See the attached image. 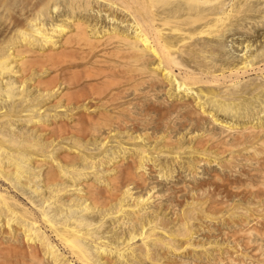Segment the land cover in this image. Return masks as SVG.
<instances>
[{
    "label": "rangeland",
    "instance_id": "374dc122",
    "mask_svg": "<svg viewBox=\"0 0 264 264\" xmlns=\"http://www.w3.org/2000/svg\"><path fill=\"white\" fill-rule=\"evenodd\" d=\"M208 1L209 2L207 3V5H205V9H204V7H202L203 3H202V5L200 3L199 7H197V6L195 7V4H193L191 6L190 3L187 5L193 7L192 9L196 8V10H195L196 12L199 9L201 11L205 10L204 13H207V12L210 13V11H211V13H213V15L215 17H216L218 9H220V10H218V12H225L226 13V15H225L226 20H224V21H226V22L223 23V25H225L224 26L225 28L221 29V27L217 28V26H214V28L211 29L213 31V33H211L212 31H210V33H209L210 35L209 34L201 35V36H198L199 38H197V36H194L192 38H195V39L194 40L192 39L193 41L191 39H189L188 42L186 39L185 46L187 44V46H188V47L186 46L187 48L184 46V42H185L184 41L183 44H181L183 46H181V50L179 49L180 51H177L176 49L173 50V52L174 51L176 52V53L175 52L173 53V57L174 58L177 57L176 61H177V65L179 66L178 67L176 64H173V66H172V68H173L172 72L174 73L173 77L176 75L174 79L181 81V79L183 80V77L185 75H187L186 76L187 80H188L187 83H189L190 84L189 86H191V90L188 91L189 93L183 92L181 90L176 91L177 88H176L173 81L170 82V80L164 78L162 76L161 72L158 73V71L155 72L152 70L154 64H150L149 62H147V63L145 62L146 63V65H145L144 62L142 61L141 66L139 65L140 67L139 66H138V68L133 67V69H134L133 71H132V69L128 70V72L130 71L129 73H133L132 75L128 74V78L129 77H131V78L126 79L127 78L126 75H125V77H126L125 78L123 76V74H122V77H123L122 78L120 76V74H118L119 76L117 78L119 80H117V78H115L116 77L115 76L114 77L115 80L112 79V82L111 83L109 82L111 91L114 90L113 92L110 91L109 84H107V87H108L106 89L107 91H105L104 89L100 91V92H103V94H101L102 96L99 95L100 97H98V98H99V100L102 99L104 101L107 99V102L106 103L104 102L106 105L103 104V106H102L101 104L103 102H101V100H100V102H98L99 101L98 98L96 99L98 101L88 100V102H87V100H85L86 103L80 102L78 104H77V102H75L73 100H71V102L66 103L65 100L62 99L63 100L62 102H64V103H62L61 106L57 107L56 105H54V103L52 105L53 107L44 105L47 109L41 108L40 110H38V108H36L37 110L35 111V113L32 114V116L31 115L25 116L27 113L26 111H24V112L21 111V113H20V111H18L19 109L16 108V113L17 114L20 113L21 115H19V116H25V119H23L24 117L18 116L19 119H18V117L17 118L15 117L19 121V122L17 121L16 124L14 125V127L16 126L15 127L16 132L17 131L18 132L17 133L12 132L13 133L12 134V133H10L11 131L8 132L7 129L6 130L3 129L5 131V135H4L6 137L5 139L8 138L7 137L8 135L11 136V134H12L13 136H15L17 134L16 137H18V139H21V140H16V141L21 142V141H24L26 139L25 141L28 140V142H24V143L21 142V143H18L16 146H18L20 144L25 145V143H29V141L30 140L32 141L33 139H31V137L27 138L28 136L24 137L25 135L23 133L24 132H26L25 134L31 133L32 130H33V134H35V136H36V132L40 131V132H37V135L41 133V136H42L43 133H45V135H43V136L46 137V139L43 136H42L43 139L41 136L35 137L36 139L34 138V140H37L39 138L38 140L40 141L38 144L35 143V144H37V146L34 147L36 149H34L33 147H31V148L29 147L31 141L29 144L25 145V148L28 147L27 149L33 148V150H36L35 153L37 154V156H35V153L33 152L32 153L34 155L33 157H36V159L40 160L38 163H33V162L30 163V164H32V167H33L32 168L30 166V168L33 169V170L31 169L32 171L31 170L29 171L30 175L33 174V172L36 170L34 172V177H35V179L36 178L37 179L35 180L34 178H32L33 175L30 177L32 179H34V181L36 183L38 182L37 184H34L33 181L31 184H30V182L29 183H25V182L21 183L23 185H21V184L18 185V184H15V182H13L14 186H15V187H13L12 185H10V183L6 182L5 179L3 180L2 178H0V192H2V193L4 192V194L6 196L9 195L8 197L12 196L11 198L15 201V203H17V202L21 203L22 206H19V204L17 203L19 206V210L18 209H16V210L21 211V208L23 206H25L26 207L25 209H27V207H28V211L34 213L35 216L40 218V209H42L40 206H42L44 209L51 207L54 210L47 209L48 213H50L48 215L51 216L50 218L53 219V221H54V218L57 220V221L56 220L54 221V222H57V224L55 223L56 226L58 224H61L62 223L61 221L66 220V218H68L67 222L70 220L69 218H71V220H70L71 222L72 221L75 222V217L78 221V219L82 216V214H83V216L86 215V218L87 217L91 218V215L93 214L92 216H94L93 217L94 221L91 220V223L93 222L92 224L95 225V226L92 225L93 226L92 228L95 229L94 232L96 231L95 233L97 234V236L98 235L103 236V238L101 240L105 241V243L103 242L102 244L108 245L109 246L108 248H112L110 250L112 252H114V253H110L109 257L100 255L99 260L101 259L102 261L107 262L105 264H132V263L133 264H156V263L157 264H202V263L203 264H209V263L210 264H215V263L216 264H222L221 261L222 262L225 261L228 256H229L228 257L229 259L233 260L232 264H264V0H220V2H218L219 7H217L218 6L217 3H216L217 5L215 4V2H217L218 0H216L215 2H211L213 0H208ZM223 1L226 3L222 4ZM173 3L169 4V5L171 7H173V6L175 7L178 4V3L176 4V2L174 4ZM220 3H221V5H220ZM239 3H241V4H239ZM210 4H211V6H210ZM234 4L236 5V7ZM187 5H186V8H190ZM215 5H216L217 9H216ZM238 5H241V6L237 7ZM232 6L235 7L236 10L233 9ZM209 7H210V9L213 8L214 11H212V9L211 10L208 9ZM60 8H62V5ZM224 8L226 11L224 10ZM232 9L234 10V12ZM95 11H96V8L94 9V13H95ZM195 11H194V13H196ZM91 13H93V12L91 11ZM214 13H216V14H214ZM98 18L99 19L101 18L100 20H102L103 18H105V16L104 17L99 16ZM230 18H231V20H230V23L228 25ZM107 20L108 19L102 20V23H103V24L101 23L102 27H103V25L104 26H106L107 24L109 25V26L107 25L106 28L103 27L104 29H108V27H111L110 22H113V21L108 22ZM106 21H107V24L105 23ZM115 23L119 24V21L118 22L115 21ZM124 24H121L122 26L120 24L119 25H120V27L127 25V24H125V25ZM187 25H185V26H187ZM190 26H191V24L189 26H187L185 29H187L189 27L188 31L193 32L194 30L201 29V27L203 26V23L202 22H199V23L196 22V25L192 24L193 27L191 26V28H190ZM128 27L125 26V29H127L130 33L132 30H131V28L128 29ZM218 29L219 30L221 29L223 31H219ZM186 32H187V30H186ZM221 32H223V33H221ZM214 33H216V34H214ZM220 33H221V35H220ZM212 34H214V35H212ZM215 35H217V36H215ZM201 39H202V41H201ZM189 41L191 44H189ZM209 43H211V44H209ZM193 44H195L197 47H195V45H193ZM201 45L203 47L205 45H206V47L208 46L210 50H206V51L202 52L201 50L205 49L206 47L203 48V47H201ZM212 47H215L216 49L212 48ZM211 48H212V50H211ZM183 49L185 51H183ZM191 50L193 52H191ZM213 50H214V52H213ZM195 51H196V53H195ZM182 53H183V56H182ZM200 53L202 54L201 56H200ZM207 53H208V55H206ZM210 53H211V55H210ZM195 54H196V56H195ZM203 55L204 56L206 55L207 57L206 56L204 57ZM189 56L193 57V59L198 58L199 60L198 59L193 60ZM189 59H191V60L189 61ZM201 59H203V60L201 61ZM195 61H196V63H195ZM202 62H204L205 65H204V63L202 65ZM246 62H249V63H246ZM197 63H199V65L200 64L201 65L199 66ZM245 63L247 66H248V64H252V65H249V67L246 68V70H244V71L242 70V71L237 72L234 76L233 75L229 76V74H227L229 72V70L239 68ZM185 64H186V66H185ZM143 65H145L144 66L145 68L143 67ZM150 67H152V68H150ZM129 68H131V67H129ZM146 69H150L147 71L148 72L150 71L149 73L151 75L146 71ZM221 69H223V70H221ZM143 70H145V71H143ZM187 70H189V72H187ZM78 71H80V70H78ZM186 72L190 75L194 74V77L190 76V78H189L188 74ZM81 73L83 74L84 72L82 71ZM154 73H156V74H154ZM222 73H223V76H226V78L222 79V76H221ZM134 74H136V75H134ZM152 74H154V76ZM81 75L79 73L78 76H81ZM138 75H141V76H138ZM236 75H238V76H236ZM148 76H150V77H148ZM152 76H153L155 81L153 80ZM191 77L195 78L196 81L197 80H202V81L201 82L200 81L194 82L191 79ZM217 77H218V79L220 78L219 81L216 80ZM149 78H151V79L149 80ZM157 78H159V79L157 80ZM160 78H162V80ZM213 78H214V81H217V82H214V84L212 83ZM10 79H14V77L13 78L11 77ZM206 79H208V80H206ZM7 80L8 79H6V78L3 79V81L1 82L3 86H1V88H5L4 83ZM163 80H164V82H163ZM11 81H13V80H11ZM116 81L118 84L116 83ZM120 81H121V83H120ZM192 81H193V83H192ZM207 81H209V82H207ZM160 82L163 84L160 85ZM13 83H16L15 87L17 85H19V87L22 89L23 84H20V82H18L17 79L14 80ZM57 83H58L59 89L56 86V87H54V89H52V91L48 90L45 92H47V93L51 92L52 93L53 90H56L55 88H57L59 91L63 90V89H61L63 87V85H61L60 82H57ZM157 83H159V84H157ZM205 83H206V85H205ZM171 84H172V86H171ZM173 84H174V86H173ZM195 84H197V85L195 86ZM224 84H226V85H224ZM156 85H157V87H156ZM32 86L33 85H30V87H29V85H28V89L30 88V90H31V88H32V92H30V93H32L33 95H36V93L40 92V89H38L36 87L34 88ZM192 87H193V89H192ZM207 87H209V88L207 89ZM121 88H122V90H120ZM108 89H109V91H108ZM33 90H35L36 92L35 91L33 92ZM118 91H120V93L122 91L123 93L120 94ZM175 91H176V93H175ZM54 92H53V94H54ZM97 92H99V91H97ZM154 92H156V93H154ZM41 93H43V92H41ZM113 93L114 94L117 93V97H116V99H114V101L112 99L115 98V95H114V97H112V99H110V97L108 96L109 94H112V96H113ZM212 93H214V94H212ZM190 94H192V95H190ZM216 95H217V97H216ZM17 97L15 98V101L17 100V102H19L18 101L19 99H17ZM118 97H119V99H118ZM209 97H210V100H209ZM3 98H5V97H0V104L2 102L1 106H2V108H3V106H5L3 108L5 110L9 107V103L11 102L10 104H12L14 100L8 101V99L4 100ZM211 99H214V101H212ZM50 100H52V99H50ZM221 100L223 101V103H221ZM3 101H5V102H3ZM218 101H220V103ZM17 102H14V103H17ZM53 102H56V101L54 100ZM183 102H185L187 104V106ZM199 102L201 103L200 107L202 106V108L198 107ZM49 103H50V105L52 104L51 101H49ZM107 103H108V105H107ZM226 103H227V105H226ZM220 104H221V107H220ZM110 105H111V107H110ZM190 106H192V107H190ZM223 106H225V107H223ZM195 107H197V108H195ZM238 107H240V108H238ZM3 109H2V111H3ZM199 109H200V111H199ZM222 109H223V112H222ZM45 110H47V111H45ZM227 110L229 111V113H226V112H228ZM234 110H236V111H234ZM46 112H47V117L45 116ZM43 113H45V114H43ZM101 113L104 114L105 116L104 115L101 116ZM192 113H193V115H192ZM201 113H203V114H201ZM40 114H41V116H40ZM48 114H49V117H48ZM88 115L89 116L91 115V116L89 117ZM92 115L94 116L95 121H93ZM30 116H31L32 120L39 121V123L38 122L34 123L36 127H34V125H32L33 123L32 124L28 123V122L25 123L26 117L30 118ZM12 117H14V116H12ZM87 118L89 121L87 120ZM104 118H105V120H104ZM42 121H43L45 126L47 125L45 127V130H43V131L40 130L41 128L39 129L40 125H38V126L36 125V124H40V123L42 124ZM248 121H249V123H248ZM93 122H95V123H93ZM63 124L65 125V128H64ZM60 125H62V126H60ZM227 126L233 127L236 130H232L234 132H232L228 129L225 130V128H227ZM51 127H53V128H51ZM55 127H56V129H55ZM35 128H37V129L35 130ZM46 128H48V132H47ZM53 129L55 131H52ZM57 129H59V131ZM227 130L230 132H228ZM237 130L239 132H237ZM243 130H246L245 132L248 131L249 133L246 134ZM250 130L252 132H250ZM253 130H254V132H253ZM34 131H35V133H34ZM61 131H63V132H61ZM255 132H256V134H255ZM50 133L51 134L53 133V134L50 135ZM251 133H253V134H252V136L249 137V135H251ZM236 134H238L239 136ZM128 136H130V138L132 137L131 140H133V141H129L128 139H130V138ZM227 137H228V139H226ZM237 137H239L241 139H238ZM22 138H23V140H22ZM242 139H243V141H242ZM34 140L32 141V143L36 142ZM164 140H165V142H164ZM225 140H227V141H225ZM48 141H51V142H49L50 144L48 143ZM75 142H77V143L75 144ZM237 142H239V144H237ZM47 143H48V145H47ZM156 144H159V146ZM195 145H197V146H195ZM16 146H14V148ZM44 146H46V147L44 148ZM120 146H122L121 147L122 151L120 149ZM182 146H184V147H182ZM18 147H16V149ZM20 147H24V146H20ZM20 147L17 150L23 151V148H20ZM229 147H231V149ZM39 148H41L42 152L39 151L40 150ZM42 148H44V149H42ZM141 148L142 149L145 148V150H146L145 151L146 152L145 153V159H142V161H141V163L143 162L142 164H140L139 158L137 156L138 151ZM156 148H158V150ZM222 148L224 149L223 152H222ZM125 149H126V151H124ZM37 151H38V153H37ZM62 152H64L63 155L68 154V156L70 157L71 160L68 161L69 157L67 158L66 155H65V157L60 156V155H62ZM59 153H60V155H59ZM98 154H100V155H98ZM213 156H214V158H213ZM77 157H78V161H77ZM228 157L230 160L228 159ZM62 158L63 159L65 158L67 160H63ZM132 158H134V159H132ZM83 159H84V161H83ZM85 159L87 161H85ZM101 160H102V162H100ZM91 161L93 163L94 162H97V163L93 164ZM73 163H74V165H73ZM136 163L138 166H136ZM35 165H36L37 169L34 168ZM39 165H40V167H39ZM114 165H116V166H114ZM122 165L123 166L125 165V167L122 168L121 167ZM127 165H129V166H127ZM48 166H49V168L51 167L50 168L51 170L53 168L54 171H52V172H55L54 176H55V174L57 176V174H59V172H60V175H58V176H60L59 178L62 180V182H63V180H65V181L63 184L61 181H59L60 179L57 180L58 178H55V180H57V181L54 180L55 183L50 182V181L47 183V181H45L43 184L48 185L50 183L49 186H50L51 190H52V188H51L52 185L54 187L55 184H56L57 188L59 187L60 184L61 185L63 184V186H67L70 189L69 190L67 188L69 190L68 192H70V193L67 192L68 195L66 193H64V194L67 195L68 197L64 196V199H62V198L59 199L60 197L58 198V196L53 194L54 193L53 191L49 190L46 187L44 188V185H42V182L45 179V171H46V169H47V171L49 169ZM117 167H119V168H117ZM67 168L69 170H67ZM70 168H71V170H70ZM127 168H130L128 170L129 172L126 171ZM141 168H142V170H141ZM259 168H260V170H259ZM39 169L42 170L41 171L42 173L40 172V174H39ZM43 169H44V171H43ZM50 169H49V171H50ZM94 169H96V170H94ZM124 169H125V171H124ZM136 169H138V170H136ZM64 170H66V171L64 172ZM73 170H75L76 172ZM121 170H123V171H121ZM131 170H132V174L130 173ZM37 171H38V173H36ZM69 171H70V173H69ZM94 171H95V173H94ZM63 172L69 173L68 174L69 178L67 177V175L64 176L62 174ZM80 172L83 174L82 177H81ZM118 172L120 173L118 178L116 177L117 179L114 178L116 180H114V179L110 180V178L115 177V175H118L119 174ZM91 173H93V174H91ZM125 173L131 174V175L127 176ZM133 173H135V174H133ZM142 173L144 176L142 175ZM41 174H42V176H41ZM77 174L79 176L78 177L79 179L82 178L81 180H79L77 178ZM124 174L127 177H131L129 179L133 180V178H134V180H136V182L140 178V181H138L137 183L136 182L133 183L134 180H133V182H129L128 181L129 179L126 178V176ZM260 174H261V176H260ZM72 175H74L77 178L76 180H79L78 184H77V181L74 180L76 182L75 187H74L75 184L72 180V178L74 179L75 177L74 176L72 177ZM61 176H62V178H61ZM95 176H96V178H95ZM122 176H123V178H122ZM132 176H134V177H132ZM63 177H65V179H63ZM38 179H40V180L38 181ZM111 181H114V182L117 181L116 187L119 186V188L117 187L115 189V186H114L115 191H113L111 188L112 183H113ZM51 183H53V184H51ZM83 183H84V185H83ZM89 183H91V184L93 183L94 185L93 184L91 185ZM29 184L31 185L32 188L30 187ZM113 184H115V183H113ZM37 185H39V187ZM82 185H83V187H82ZM85 185H88V186H85ZM107 185H109L111 187H108ZM56 186L54 188H56ZM89 186H90V188H89ZM101 186H103V187H101ZM106 186H107V188H106ZM201 186H203V187H201ZM37 187L39 189H37ZM72 187L76 188V190H78V192H76V190H74ZM18 188L20 190L22 189L21 192ZM99 188H101V189H99ZM206 188H207V190H206ZM32 189L33 190L37 189L38 191H43V196H44V194H46V196H47V194H53L54 196L51 195L52 197L56 196L55 198H58L59 200H64V202L67 204H70L72 202L71 200L75 201V198H76V203L79 202V200L82 201L83 199H85V200L87 199L86 203H88V202H89L88 204L91 203L90 206L92 205V203L96 202V200H94V199L92 201V198L97 197V194H98V196L100 194L99 197L102 198V199H100L101 201L98 200V197L96 198L100 203L102 201H104L105 203L109 202V203H106L108 205V207L104 202L100 204L101 207L97 204L98 207L103 208V209L105 208L104 210L100 209L102 211H105V213H108V212L113 213L116 210L117 204H115V203L116 202L118 203L123 198V196H121V195L122 194L124 195L123 192H125L127 189H130L132 196L134 195L133 198L138 199L139 197H141L139 199H143L145 204L143 203L144 207H143V204L136 206L133 199H125L124 203L128 204V205L127 204H125V205L128 206L126 208L129 211L124 213L122 216H121V214H120V216L119 215L116 216L117 213H113V214L111 213V215H109V217L107 215V216H105V218L104 217L101 218L102 215H100V213H102V211L101 212L97 211L98 213L96 211H94L95 213L94 212L91 214L89 213L90 215L84 214L85 212L78 210L79 206H77V208H75L76 205H78V203L75 206L72 205L73 211L71 209L72 207H70L71 211L68 207H66L67 210H65L64 207H63L64 210H61V209H59V207L56 208L53 204H51L52 206L47 205L48 206L47 207L46 206L47 202L44 201L45 205H43L44 204V203H42L43 200L42 201L39 200L41 196L38 195V197H37L36 195H34L35 193L32 191ZM72 189L75 191V193H72L73 192V191H71ZM92 189H94V191H96V194L94 193V191H92ZM97 189L99 190V193H98ZM117 189H118V191H116ZM88 190H89V192H88ZM109 190H110V192H109ZM100 191H101V193H100ZM103 191H104V194H103ZM105 191H106V193L109 192L108 197H107ZM91 192L93 193V195H90ZM22 193H23V195H22ZM24 193H25V195H24ZM87 193L90 195V198H87L89 196V195L87 196ZM112 193H114L113 197H112V195H110ZM148 194L152 198H149ZM63 195H61V197H63ZM46 196H44V198ZM92 196H94V197H92ZM65 197H66V199H65ZM80 197H82V198H80ZM103 197L104 198L106 197L107 199L105 198V200H108V201H105L103 199ZM14 198L17 199V201ZM77 198H78V201H77ZM146 198H148V201ZM52 199L53 198H51V200ZM51 200H50V202H51ZM111 200H113L114 203L111 202ZM99 202H97V203H99ZM52 203H53V201H52ZM113 205H114V208H113ZM130 205H132L133 208H129ZM134 206L137 208H134ZM39 207H40V209H39ZM141 207H143V208H141ZM33 209H34V211H33ZM130 209L134 210V211H130ZM142 209H144L145 211ZM55 210H57V211H55ZM45 211H46V209H45ZM47 211H46V213H47ZM59 211H61V213ZM63 211H64V213H62ZM158 211H160V212H158ZM58 212L61 215H59ZM133 212H134V214H133ZM136 212L137 213L140 212V213L137 214ZM135 214H137V215H135ZM95 215H96V217H95ZM138 216H139V218H138ZM63 217H65V219ZM61 218L64 220H62ZM82 218H85V217H82ZM89 218L87 220H90ZM133 218L138 219V220H134ZM160 218L162 220H160ZM113 219H115V220H113ZM140 219H141V221H140ZM163 219H165V220H163ZM58 221H59V223H58ZM98 221H100V222H98ZM119 221H120V223H119ZM148 221H149V223H152V224L154 221V224H156L155 226H157L158 228L160 226L161 228H159V229L163 228L164 232H161L160 235L157 233V235H156V237L158 238V239L156 238L157 240H154V241L148 240V242L143 244L138 239L139 235L137 232L139 231V233H140V231H141L140 223H143V226L145 227L144 230H146L147 226H145V225L148 223ZM150 221H152V222H150ZM40 222H41V223H39L40 227H42L41 231L43 230L50 237V240H52L53 244L57 245L58 249L66 257H69L68 258L69 260L72 259V258H70L67 251L65 249H62L63 247L61 246V244L59 242H57L54 235L51 234L52 230L51 229L49 230V226L47 225V223H44V221H40ZM102 222H104V223H102ZM122 222H123V224H122ZM134 223H136L137 225ZM98 224L99 225L101 224V225L97 226ZM179 224H181V225H179ZM183 224H185L186 227ZM44 225H46L47 227ZM102 225L106 226L107 229L104 228ZM167 225H169V226H167ZM60 226L61 225H59V228H60ZM1 227L3 228L4 226H0V232L3 233V235H5L4 233H6L9 230V228H8V230H6V228L4 227V230L2 229L3 231H1ZM11 228H12L11 232L13 233L15 227L11 226ZM242 228H243V230H245L247 228L250 229L249 230L250 231V233H249V237H250L249 245L250 246H248V248H247V246L245 247L244 240L241 236ZM99 230H101V232L103 234L101 232H98ZM11 232H10V234H11ZM185 232H188V233L190 232L188 235L189 236L191 235L188 242L185 241L184 237H182L185 235L184 234ZM130 233L134 234V236H135L133 241L131 240L129 242V245H131L130 247L131 248L133 247L132 251L129 249L128 250L125 249L128 246V244L125 245V242H127V240L125 238H127V236H129ZM162 233L163 234L165 233V234L163 235ZM174 233H175V235H173ZM6 235H7V233H6ZM136 235H138V236H136ZM160 236L162 237V239ZM159 239H160V241H158ZM164 239H165V241H164ZM169 239H171V240H169ZM107 241L109 243H107ZM156 241H158V242H156ZM171 241H172V244H171ZM19 242H21V241H19ZM19 242H18V244H19ZM149 242H152V243H149ZM164 242L167 244H165ZM159 243L163 244V246L160 245ZM252 244L254 246L256 245L257 247L256 246L254 247ZM19 245H22V242ZM153 245H154V247H153ZM190 247H191V249H189ZM134 248H135V250H134ZM143 248L145 250H143ZM114 249H116V250L119 249L123 253H127V251H128V253L130 251L131 252L129 253L130 255L128 253L123 254V256L125 258V260H124L122 258L123 256L119 257V255L115 252ZM257 249H259V250H257ZM147 250L148 251L151 250V251H149V253H147L146 252ZM256 250H257V252H256ZM135 251H137L138 254ZM143 253L144 254L147 253V254L144 255ZM140 254H142V255H140ZM149 254H151V255H149ZM130 256L131 257L133 256V258L130 259ZM136 256H138L139 258ZM219 259H220V261H219ZM130 260H131V262H130ZM136 260H137V262H136ZM48 261L49 260H47L46 263L44 261V264H48ZM119 261H121V263ZM49 263H50V261H49ZM73 263L78 264L74 260H73ZM50 264H52V263H50Z\"/></svg>",
    "mask_w": 264,
    "mask_h": 264
},
{
    "label": "bare ground",
    "instance_id": "6f19581e",
    "mask_svg": "<svg viewBox=\"0 0 264 264\" xmlns=\"http://www.w3.org/2000/svg\"><path fill=\"white\" fill-rule=\"evenodd\" d=\"M190 1V2H189ZM216 0H213L211 2H215ZM176 2V6L171 7L169 4ZM209 1L208 0H0V97H5L3 98L4 100L8 101H13L12 104L9 103V107L7 109H3L5 106H1L0 104V178H2L3 180L5 179L6 182L10 183V185L14 186L15 184L20 185L21 183L25 182V183H32V181L34 182V184H37L34 179V171L33 174L30 175V170L33 168L32 164L30 163H38L40 160L36 159V157H33L34 155L32 154L33 152L35 153L36 150H33V148L35 146H37V144L40 142L38 139L34 140L35 137H39L41 136V133L37 135V131L36 132V136L35 134H33V130L31 131V133H27L24 132L23 134L25 135L24 137L28 136L27 138L31 137V139H33L36 142L29 141L30 143V148L33 147L32 149H27L25 148L26 144L29 143H25L24 144H20L18 145L20 146H24V147H20L23 148V151H18L17 149L19 148L18 146H16L18 143L21 142H28L27 141H21L18 142L16 140H21L18 139L17 134L15 136H13V133H17L16 132V126L14 127V125L16 124V122L18 121L19 117H24L23 119H25V116H29L33 113H35V111L37 110L36 108H38V110H40L41 108H46L44 105L47 106H52L53 103L54 105H56L57 107L61 106L63 100H65V102H71V100L80 103V102H85V100H96L98 97H100L99 95L103 94V92H100L101 90H105L108 88L107 84H109V82H112V79L117 78L120 74V76L125 77L126 75V79H129L131 77L128 78V74H133V73H129L128 70L132 69V71L134 70L133 67H137L142 64V61L144 62V64L146 65L147 62H149L150 64H154L152 70L153 71H158V73L161 72L162 76L168 80L173 81L177 90H181L183 92H188L191 90V86H189L190 84L187 83V75H185L183 77V80L181 79V81H178L175 78V76L173 77L174 73L172 72L173 68V64L177 65V61L176 58L173 57V50H177L180 51L181 50V44H183L184 42V46L186 43V39L187 42L189 39H195L192 38L194 36H197V38H199L198 36L201 35H206L209 34L210 31H212L211 29L214 28V26H217V28L221 27V29L225 28L223 25V23H225L226 21V13L225 12H218L217 10V14L216 17L213 15V13L207 12L204 13L205 10L200 11L197 10V12L195 11L196 8L192 9L193 7H191L193 4H195V7H199V4L203 3L204 9H205V5H207ZM218 2H220V0H218L217 2H215V4ZM228 2V1H227ZM173 3V4H174ZM187 5V4H189ZM226 2L223 1L222 4H225ZM185 4V5H184ZM212 4V3H211ZM210 4V6H211ZM214 4V3H213ZM216 4V5H217ZM228 4V3H227ZM241 4V3H239ZM62 5V8H60ZM186 5L190 8H186ZM215 5V7H216ZM221 5V3H220ZM229 5V4H228ZM235 5V4H234ZM185 6V7H184ZM241 5H238L237 7H239ZM213 7V6H212ZM219 7V4L218 6ZM216 7V9H217ZM236 7V5H235ZM235 7L232 6L233 9H235ZM246 7V6H245ZM96 8V11L94 13V9ZM201 8V7H200ZM207 8V7H206ZM198 9V8H197ZM210 9V7L208 8ZM212 11L213 8H211ZM210 9V10H211ZM232 9V10H233ZM254 9V8H253ZM223 10V9H222ZM225 10V8H224ZM236 10V9H235ZM91 11L93 13H91ZM194 11L196 13H194ZM207 11V10H206ZM226 11V10H225ZM240 11V10H239ZM238 11V12H239ZM228 12V11H227ZM234 12V10H233ZM103 13V14H102ZM122 13V14H121ZM99 14V15H98ZM232 14V13H231ZM121 15V16H120ZM234 15V14H233ZM99 16H105L106 19H108L107 21H113L110 22L111 27H108V29H104L107 27V21L105 22L107 25L103 27L101 26L102 20H106L105 18H103L102 20H100L98 17ZM120 16V17H119ZM212 16V17H211ZM236 16V15H235ZM211 17V18H210ZM215 17V18H214ZM232 17V16H231ZM231 18L229 19L228 25L230 23ZM119 21V24H127L125 25L126 27H128V29L131 28V32L129 33V31L127 29H125V26L120 27L119 24L115 23ZM196 22H202L203 26L201 27V29L199 30H194L193 32H189L188 29H185L187 26H189L191 24L196 25ZM104 23V24H105ZM115 23V24H114ZM189 23V24H188ZM103 24V23H102ZM188 24V25H187ZM187 25V26H185ZM198 25V24H197ZM223 25V26H222ZM109 26V25H108ZM122 26V25H121ZM185 26V27H184ZM190 26V28H191ZM201 26V25H200ZM227 26V25H226ZM193 27V26H192ZM195 27V26H194ZM216 28V29H217ZM219 30V31H223V30ZM187 30V32H186ZM214 30V29H213ZM226 30V29H225ZM191 31V30H190ZM215 31V30H214ZM213 33V31L211 32ZM223 33V32H221ZM220 33V35H221ZM216 34V33H214ZM212 34V35H214ZM210 35V34H209ZM211 35V36H212ZM218 35V34H217ZM215 35V36H217ZM214 36V37H215ZM223 36V35H222ZM219 37V36H218ZM204 38V37H203ZM212 38V37H211ZM210 38V39H211ZM192 40V41H193ZM202 41V39H201ZM200 43V42H199ZM203 43V42H202ZM189 44L190 41H189ZM188 44V45H189ZM208 44V43H207ZM211 44V43H209ZM195 45V44H193ZM187 46V44H186ZM185 46V47H186ZM190 46V45H189ZM188 47V46H187ZM186 47V48H187ZM195 47H197L195 45ZM201 47H203L201 45ZM206 47V45L204 46ZM203 47V48H204ZM211 47V46H210ZM193 48V47H192ZM200 48V47H199ZM215 48V47H212ZM211 48V50H212ZM180 49V50H179ZM202 49V48H201ZM216 49V48H215ZM187 50V49H186ZM199 50V49H198ZM197 50V51H198ZM206 50H210L209 47L207 46L205 49H202L201 51L204 52ZM183 51H185L183 49ZM200 51V50H199ZM200 51V52H201ZM217 51V50H216ZM188 52V51H187ZM190 52V51H189ZM191 52H193L191 50ZM208 52V51H207ZM214 52V50H213ZM176 53V52H175ZM184 53V52H183ZM182 53V56H183ZM196 53V51H195ZM209 53V52H208ZM208 53L206 55H208ZM212 53V52H211ZM210 53V55H211ZM178 54V53H177ZM186 54V53H185ZM188 54V53H187ZM192 54V53H191ZM194 54V53H193ZM257 54V53H256ZM190 55V54H189ZM202 54L200 53V56ZM205 55V56H206ZM258 55V54H257ZM181 56V57H182ZM196 56V54H195ZM204 56V55H203ZM204 56V57H205ZM190 57V56H189ZM203 57V58H204ZM207 57V56H206ZM193 59V57H190ZM185 59V58H184ZM198 59V58H196ZM193 59V60H196ZM252 59V58H251ZM255 59V58H254ZM191 59H189L190 61ZM199 60V59H198ZM203 59H201L202 61ZM213 60V59H212ZM256 60V59H255ZM205 61V60H204ZM207 61V60H206ZM211 61V60H210ZM214 61V60H213ZM146 62V63H145ZM193 62V61H192ZM209 62V61H208ZM196 63V61H195ZM204 62H202L203 65ZM207 63V62H206ZM249 63V62H246ZM245 64H243L241 67L236 68V69H231L229 70V72L227 74H229V76H234L237 72L239 71H244L246 70V68L249 67V65L252 64H248V66ZM179 64V63H178ZM199 65V63H197ZM143 65V67L145 66ZM149 65V64H148ZM180 65V64H179ZM201 65V64H200ZM199 65V66H200ZM205 65V63H204ZM209 65V64H208ZM256 65V64H255ZM139 66V67H140ZM150 66V65H149ZM178 66V65H177ZM186 66V64H185ZM218 66V65H217ZM240 66V65H239ZM131 67V68H129ZM175 67V66H174ZM179 67V66H178ZM253 67V66H252ZM145 68V67H144ZM259 68V67H258ZM136 69V68H135ZM143 69V68H142ZM80 70V71H78ZM138 70V69H137ZM150 70V69H146ZM206 70V69H205ZM208 70V69H207ZM223 70V69H221ZM84 72L83 74L81 72ZM141 71V70H140ZM145 71V70H143ZM142 71V72H143ZM180 71V70H179ZM183 71V70H182ZM138 72V71H137ZM136 72V73H137ZM141 72V73H142ZM148 72V71H147ZM150 72V71H149ZM148 72V73H149ZM177 72V71H176ZM187 72H189V70H187ZM186 72V73H187ZM213 72V71H212ZM80 73L81 76H78ZM140 73V74H141ZM209 73V72H208ZM147 74V73H146ZM150 74V73H149ZM156 74V73H154ZM154 74H152L154 76ZM177 74V73H176ZM188 74V73H187ZM205 74V73H204ZM130 75V76H131ZM136 75V74H134ZM142 75V74H141ZM138 75V76H141ZM151 75V74H150ZM216 75V74H215ZM152 76V78H153ZM190 76L194 77L193 75L188 74V77L190 78ZM220 76V75H219ZM222 79L226 78V76H223V73L221 74ZM238 76V75H236ZM14 79H10V78ZM143 77V76H142ZM146 77V76H145ZM150 77V76H148ZM8 79L4 84H5V88H1L2 85V81L3 79ZM123 78V77H122ZM133 78V77H132ZM163 78V79H164ZM177 78V77H176ZM207 78V77H206ZM216 78V77H215ZM18 80V82H20V84L22 85V89L19 87V85H17L15 87L16 83H13L14 80ZM151 78H149L150 80ZM159 78H157L158 80ZM162 80V78H160ZM165 79V80H166ZM191 79L195 82L196 79L192 78ZM198 79V78H197ZM220 79V78H219ZM218 77L216 80H218ZM236 79V78H235ZM13 80V81H11ZM115 80V79H114ZM117 80H119L117 78ZM122 80V79H121ZM137 80V79H136ZM154 80V78H153ZM187 80V81H186ZM190 80V79H189ZM208 80V79H206ZM211 80V79H210ZM233 80V79H232ZM126 81V80H125ZM133 81V80H132ZM155 81V80H154ZM192 81V83H193ZM197 81H202V80H197ZM196 81V82H197ZM60 82L61 85H63V87L61 89V91H59L58 89V83ZM128 82V81H127ZM162 82V81H161ZM160 82V85L163 84ZM164 82V80H163ZM169 82V81H168ZM169 82V83H170ZM172 82V83H173ZM209 82V81H207ZM214 78L212 80V83L214 84ZM117 83V81H116ZM121 83V81H120ZM211 83V84H212ZM57 84V85H56ZM118 84V83H117ZM159 84V83H157ZM167 84V83H166ZM173 84V86H174ZM198 84V83H197ZM195 84V86L197 85ZM209 84V83H208ZM28 85L30 87V85H33L32 87H36L38 89H40L39 93H36V95H33L32 93V88L30 90V88L28 89ZM112 85V84H111ZM122 85V84H121ZM154 85V84H153ZM170 85V84H169ZM206 85V83H205ZM226 85V84H224ZM56 90H53V92L51 93H47L45 91L54 89V87ZM152 86V85H151ZM155 86V85H154ZM153 86V87H154ZM172 86V84H171ZM193 86V85H192ZM194 86V87H195ZM122 87V86H121ZM150 87V86H149ZM157 87V85H156ZM212 87V86H211ZM109 88H110V84H109ZM200 88V87H199ZM209 87H207L208 89ZM213 88V87H212ZM246 88V87H245ZM66 89V90H65ZM152 89V88H151ZM155 89V88H154ZM193 89V87H192ZM239 89V88H238ZM42 90V91H41ZM58 90V91H57ZM118 90V89H117ZM116 90V91H117ZM122 90V88L120 89ZM150 90V89H149ZM172 90V89H171ZM211 90V89H210ZM35 90H33L34 92ZM99 91V92H97ZM109 91V89H108ZM111 91V88H110ZM114 91V90H113ZM111 91V92H113ZM175 91V93H176ZM36 92V91H35ZM38 92V91H37ZM43 92V93H41ZM120 93V91H118ZM118 93V94H119ZM121 93H123L121 91ZM120 93V94H121ZM156 93V92H154ZM189 93V92H188ZM191 93V92H190ZM201 93V92H200ZM119 94V95H120ZM148 94V93H147ZM172 94V93H171ZM187 94V93H186ZM214 94V93H212ZM111 95V96H110ZM115 98L112 99V97ZM118 95V96H119ZM192 95V94H190ZM210 95V94H209ZM221 95V94H220ZM18 96V97H17ZM54 96V97H53ZM102 96V95H101ZM110 97V99H112L114 101V99H116L117 97V93H113L108 95ZM215 96V95H214ZM17 97V99H19L17 102V100L15 101V98ZM53 97V98H52ZM120 97V96H119ZM118 97V99H119ZM154 97V96H153ZM217 97V95H216ZM222 97V96H221ZM52 99V100H50ZM57 99V100H56ZM153 99V98H152ZM217 99V98H216ZM233 99V98H232ZM56 102H53V101ZM99 100V98H98ZM96 100V101H98ZM101 102H103L101 105L103 106V104H105L107 102V99L104 101L102 99H100ZM100 100L98 102H100ZM210 100V97H209ZM212 101H214V99H211ZM218 100V99H217ZM223 100V99H222ZM221 100V103H223V101ZM226 100V99H225ZM228 100V99H227ZM49 101L52 102V104L50 105ZM179 101V100H178ZM200 101V100H199ZM5 102V101H3ZM17 102V103H14ZM90 102V101H89ZM105 102V103H104ZM112 102V101H111ZM188 102V101H187ZM201 102V101H200ZM198 103V107H200L201 103ZM217 102V101H216ZM220 103V101H218ZM225 102V101H224ZM114 103V102H113ZM172 103V102H171ZM175 103V102H174ZM184 104H186L185 102H183ZM218 103V104H219ZM232 103V102H231ZM213 104V103H212ZM215 104V103H214ZM66 105V104H65ZM81 105V104H80ZM106 105V104H105ZM108 105V103H107ZM112 105V104H111ZM110 105V107H111ZM204 105V104H203ZM227 105V103H226ZM225 105V106H226ZM118 106V105H117ZM187 106V104H186ZM205 106V105H204ZM223 106V107H225ZM53 107V106H52ZM115 107V106H114ZM176 107V106H175ZM192 107V106H190ZM221 107V104H220ZM228 107V106H227ZM16 108H18L21 113L26 111V115L25 116H19L21 115L20 113L17 114L16 113ZM56 108V107H55ZM64 108V107H63ZM70 108V107H69ZM101 108V107H100ZM127 108V107H126ZM188 108V107H187ZM197 108V107H195ZM202 108V106L200 107ZM217 108V107H216ZM219 108V107H218ZM235 108V107H234ZM240 108V107H238ZM3 109V111H2ZM21 109V110H20ZM47 109V108H46ZM89 109V108H88ZM224 109V108H223ZM222 109V112H223ZM59 110V109H58ZM68 110V109H67ZM76 110V109H75ZM83 110V109H82ZM92 110V109H91ZM119 110V109H118ZM197 110V109H196ZM205 110V109H204ZM225 110V109H224ZM47 111V110H45ZM200 111V109H199ZM198 111V112H199ZM203 111V110H202ZM228 111V110H227ZM232 111V110H231ZM236 111V110H234ZM44 112V111H43ZM115 112V111H114ZM194 112V111H193ZM204 112V111H203ZM210 112V111H209ZM226 112V111H225ZM257 112V111H256ZM40 113V112H39ZM38 113V114H39ZM176 113V112H175ZM200 113V112H199ZM226 113H229L226 112ZM240 113V112H239ZM37 114V115H38ZM45 114V113H43ZM203 114V113H201ZM211 114V113H210ZM253 114V113H252ZM36 115V114H35ZM34 115V116H35ZM104 114L101 113V116H103ZM193 115V113H192ZM256 115V114H255ZM14 116V117H12ZM19 116V117H18ZM30 118L26 117V122L25 123H33L32 125L35 126L34 123H39V121H34ZM41 116V114H40ZM45 116L47 117V112L45 114ZM89 116V115H88ZM87 116V117H88ZM91 116V115H90ZM89 116V117H90ZM93 116V115H92ZM105 116V115H104ZM202 116V115H201ZM12 117V118H11ZM18 117V119L16 118ZM49 117V114H48ZM88 117V118H89ZM205 117V116H204ZM252 117V116H251ZM16 120H15V119ZM40 118V117H39ZM87 118V120H88ZM198 118V117H197ZM42 119V118H41ZM45 119V118H44ZM54 119V118H53ZM93 121L94 120V116H93ZM193 119V118H192ZM218 119V118H217ZM69 120V119H68ZM105 120V118H104ZM55 121V120H54ZM89 121V120H88ZM92 121V120H91ZM212 121V120H211ZM19 122V121H18ZM41 122V121H40ZM45 122V121H44ZM105 122V121H104ZM95 123V122H93ZM106 123V122H105ZM249 123V121H248ZM124 124V123H123ZM198 124V123H197ZM225 124V123H224ZM236 124V123H235ZM37 126L40 125L39 129L40 130H45V126L43 121L42 124H36ZM64 125V124H63ZM80 125V124H79ZM94 125V124H93ZM195 125V124H194ZM193 125V126H194ZM219 125V124H218ZM237 125V124H236ZM49 126V125H48ZM62 126V125H60ZM67 126V125H66ZM119 126V125H118ZM196 126V125H195ZM226 126V125H225ZM224 126V127H225ZM256 126V125H255ZM32 127V126H31ZM54 127V126H53ZM51 127V128H53ZM58 127V126H57ZM106 127V126H105ZM240 127V126H239ZM60 128V127H59ZM63 128V127H62ZM65 128V125H64ZM63 128V129H64ZM8 130L11 131L10 135H6L8 138L5 139L6 137L5 135V131L4 130ZM37 128H35L36 130ZM56 129V127H55ZM90 129V128H89ZM228 129L230 131L232 130H236L233 127H229L227 126V128H225V130ZM47 132H48V128H46ZM59 131V129H57ZM61 130V129H60ZM65 130V129H64ZM227 130V131H228ZM248 130V129H247ZM252 130V129H251ZM250 130V132H252ZM52 131H55L54 129ZM66 131V130H65ZM64 131V132H65ZM72 131V130H71ZM109 131V130H108ZM114 131V130H113ZM228 131V132H230ZM241 131V130H240ZM244 132L246 130H243ZM260 131V130H259ZM262 131V130H261ZM21 132V131H20ZM57 132V131H56ZM63 132V131H61ZM117 132V131H116ZM223 132V131H222ZM234 132V131H232ZM236 132V131H235ZM237 132H239L237 130ZM254 132V130H253ZM7 133V132H6ZM35 133V131H34ZM59 133V132H58ZM80 133V132H79ZM90 133V132H89ZM243 133V132H242ZM241 133V134H242ZM246 134H248L249 132H245ZM244 133V134H245ZM47 134V133H46ZM53 134V133H52ZM50 133V135H52ZM56 134V133H55ZM233 134V133H232ZM253 133H251L250 136H252ZM256 134V132H255ZM20 135V134H19ZM22 135V134H21ZM43 135H45V133H43ZM42 135V136H43ZM49 135V134H48ZM49 135V136H50ZM83 135V134H82ZM238 135V134H236ZM10 136V137H9ZM13 136V137H12ZM34 136V137H33ZM41 136V137H42ZM81 136V135H80ZM239 136V135H238ZM20 137V136H19ZM33 137V138H32ZM45 139L46 137L43 136ZM42 137V139H43ZM110 137V136H109ZM130 138V136H128ZM222 137V136H221ZM229 137V136H228ZM228 137L226 139H228ZM245 137V136H244ZM254 137V136H253ZM68 138V137H67ZM66 138V139H67ZM132 138V137H131ZM128 139L129 141H133ZM134 138V137H133ZM208 138V137H207ZM223 138V137H222ZM238 139H241L239 137H237ZM36 139V138H35ZM108 139V138H107ZM139 139V138H138ZM164 139V138H163ZM197 139V138H196ZM236 139V138H235ZM257 139V138H256ZM23 140V138H22ZM63 140V139H62ZM109 140V139H108ZM142 140V139H141ZM252 140V139H251ZM38 141V142H37ZM42 141V140H41ZM196 141V140H195ZM224 141V140H223ZM227 141V140H225ZM243 141V139H242ZM51 141H48V143ZM106 142V141H105ZM165 142V140H164ZM37 143V144H35ZM42 143V142H41ZM45 143V142H44ZM43 143V144H44ZM47 143V145H48ZM77 142H75L76 144ZM103 143V142H102ZM133 143V142H132ZM204 143V142H203ZM226 143V142H225ZM241 143V142H240ZM34 146H33V145ZM46 144V143H45ZM44 144V145H45ZM50 144V143H49ZM237 144H239V142H237ZM46 145V146H47ZM52 145V144H51ZM159 146V144H156ZM155 145V146H156ZM223 145V144H222ZM235 145V144H234ZM244 145V144H243ZM14 146L18 147L16 149V147L14 148ZM42 146V145H41ZM44 146V148L46 147ZM110 146V145H109ZM162 146V145H161ZM166 146V145H165ZM197 146V145H195ZM51 147V146H50ZM55 147V146H54ZM83 147V146H82ZM99 147V146H98ZM122 146H120L121 149ZM184 147V146H182ZM181 147V148H182ZM219 147V146H218ZM223 147V146H222ZM236 147V146H235ZM42 148V149H44ZM48 148V147H47ZM46 148V149H47ZM59 148V147H58ZM119 148V147H118ZM139 148V147H138ZM202 148V147H201ZM200 148V149H201ZM231 149V147H229ZM25 149V150H24ZM36 149V148H34ZM41 151V148H39ZM61 149V148H60ZM124 149V148H123ZM158 150V148H156ZM155 149V150H156ZM183 149V148H182ZM198 149V148H197ZM221 149V148H220ZM50 150V149H49ZM128 150V149H127ZM133 150V149H132ZM47 151V150H46ZM69 151V150H68ZM122 151V149H121ZM126 151V149L124 150ZM145 148L144 149H139L138 151V158H139V162L140 164L142 159H145ZM176 151V150H175ZM224 151V149L222 148V152ZM42 152V151H41ZM129 152V151H128ZM157 152V151H156ZM177 152V151H176ZM206 152V151H205ZM228 152V151H227ZM38 153V151H37ZM61 153V152H60ZM59 153V155H60ZM64 152H62V157H65L66 154L63 155ZM66 153V152H65ZM75 153V152H74ZM198 154V153H197ZM234 154V153H233ZM100 155V154H98ZM134 155V154H133ZM35 156H37V154L35 153ZM130 156V155H129ZM136 156V157H137ZM193 156V155H192ZM47 157V156H46ZM66 157L68 158V154L66 155ZM179 157V156H178ZM199 157V156H198ZM210 157V156H209ZM38 158V157H37ZM43 158V157H42ZM83 158V157H82ZM175 158V157H174ZM214 158V156H213ZM63 159V158H62ZM74 159V158H73ZM134 159V158H132ZM158 159V158H157ZM176 159V158H175ZM206 159V158H205ZM229 159V157H228ZM232 159V158H231ZM249 159V158H248ZM63 160H67V159H63ZM70 157L68 159V161H70ZM75 160V159H74ZM110 160V159H109ZM136 160V159H135ZM171 160V159H170ZM201 160V159H200ZM230 160V159H229ZM250 160V159H249ZM256 160V159H255ZM77 161H78V157H77ZM80 161V160H79ZM84 161V159H83ZM85 161H87L85 159ZM194 161V160H193ZM232 161V160H231ZM248 161V160H247ZM89 162V161H88ZM92 162V161H91ZM102 162V160L100 161ZM105 162V161H104ZM136 162V161H135ZM152 162V161H151ZM41 163V162H40ZM93 163V162H92ZM97 163V162H94ZM93 163V164H94ZM109 163V162H108ZM166 163V162H165ZM200 163V162H199ZM99 164V163H98ZM101 164V163H100ZM106 164V163H105ZM110 164V163H109ZM37 165V164H36ZM36 165L34 168H36ZM74 165V163H73ZM119 165V164H118ZM117 165V166H118ZM173 165V164H172ZM175 165V164H174ZM197 165V164H196ZM30 166L32 168H30ZM42 166V165H41ZM60 166V165H59ZM93 166V165H92ZM116 166V165H114ZM129 166V165H127ZM126 166V167H127ZM136 166L137 163H136ZM140 166V165H139ZM142 166V165H141ZM256 166V165H255ZM38 167V166H37ZM40 167V165H39ZM38 167V168H39ZM67 167V166H66ZM97 167V166H96ZM122 168L125 167V165L121 166ZM154 167V166H153ZM196 167V166H195ZM250 167V166H249ZM47 168V167H46ZM45 168V169H46ZM49 168V166H48ZM51 168V167H50ZM49 168V169H50ZM60 168V167H59ZM91 168V167H90ZM94 168V167H93ZM98 168V167H97ZM96 168V169H97ZM108 168V167H107ZM119 168V167H117ZM121 168V169H122ZM133 168V167H132ZM131 168V169H132ZM144 168V167H143ZM37 169V168H36ZM42 169V168H41ZM45 171V179L42 182V185H44L43 183L45 181H47V183L50 182H54L59 180L60 176V172L59 174H55L53 168L52 170L50 169V171ZM86 169V168H85ZM94 169V170H96ZM130 168H127L126 171H128ZM134 169V168H133ZM33 170V169H32ZM31 170V171H32ZM61 170V169H60ZM59 170V171H60ZM67 170H69L67 168ZM71 170V168H70ZM89 170V169H88ZM92 170V169H91ZM117 170V169H116ZM135 170V169H134ZM138 170V169H136ZM142 170V168H141ZM260 170V168H259ZM42 170L39 169V174ZM44 171V169H43ZM63 171V170H62ZM66 170H64L65 172ZM75 171V170H73ZM84 171V170H83ZM90 171V170H89ZM115 171V170H114ZM123 171V170H121ZM125 171V169H124ZM253 171V170H252ZM62 173L64 176L70 173ZM72 172V171H71ZM76 172V171H75ZM79 172V171H78ZM97 172V171H96ZM129 172V171H128ZM166 172V171H165ZM169 172V171H168ZM257 172V171H256ZM38 173V171L36 172ZM42 173V172H41ZM57 173V172H56ZM81 173V172H80ZM89 173V172H88ZM95 173V171H94ZM119 173V172H118ZM124 173V172H123ZM132 174V170L130 172ZM140 173V172H139ZM171 173V172H170ZM72 174V173H71ZM76 174V173H75ZM93 174V173H91ZM126 174V173H125ZM124 174V175H125ZM131 174H126L131 175ZM135 174V173H133ZM162 174V173H161ZM259 174V173H258ZM33 175V176H32ZM38 175V174H37ZM36 175V176H37ZM62 175V176H63ZM82 173H81V177H82ZM98 175V174H97ZM96 175V176H97ZM110 175V174H109ZM120 175V173L118 175H115V177L110 178V180H113L114 178H118V176ZM122 175V174H121ZM125 175V176H126ZM141 175V174H140ZM143 175V173H142ZM30 176H32V179ZM39 176V175H38ZM42 176V174H41ZM61 176V178H62ZM74 175H72L73 177ZM95 176V178H96ZM112 176V175H111ZM124 176V177H125ZM126 178H131V177H127ZM136 176V175H135ZM144 176V175H143ZM261 176V174H260ZM40 177V176H39ZM66 177V178H67ZM71 177V178H72ZM75 177V176H74ZM78 174H77V178H78ZM121 177V176H120ZM134 177V176H132ZM55 178H58L57 180H55ZM69 178V177H68ZM76 177L72 180L74 182V187L76 186V182L78 184V181L81 180L82 178H78ZM116 178V179H117ZM123 178V176H122ZM258 178V177H257ZM37 179V178H36ZM35 179V180H36ZM63 179H65V177H63ZM109 179V178H108ZM114 179V180H116ZM120 179V178H119ZM125 179V178H124ZM127 179V180H128ZM40 179H38L39 181ZM55 180V181H54ZM71 180V179H70ZM75 180V181H74ZM98 180V179H97ZM121 180V179H120ZM132 179H129V182H133ZM143 180V179H142ZM146 180V179H145ZM59 181L62 182V180L60 179ZM63 180V184H64ZM138 181H140V178L138 179ZM137 181V182H138ZM41 182V181H40ZM90 182V181H89ZM106 182V181H105ZM115 184L112 183V187L107 185L108 187H111L113 191L114 190V186L115 189L119 186L116 187V182L111 181ZM127 182V181H126ZM136 180H134L133 183H135ZM136 182V183H137ZM146 182V181H145ZM262 182V181H261ZM12 183V184H11ZM82 183V182H81ZM85 183V182H84ZM83 183V185H84ZM107 183V182H106ZM105 183V184H106ZM124 183V182H123ZM29 184V185H30ZM50 184V183H49ZM49 184H45L44 188H48L50 189ZM53 184V183H51ZM63 184L59 185V187L57 188L56 184V188L53 187L52 185V190L56 196H58L59 199H64V196H67V192L70 190L67 186H63ZM91 184V183H89ZM88 184V185H89ZM93 184V183H92ZM91 184V185H92ZM109 184V183H108ZM121 184V183H120ZM23 185V184H21ZM28 185V184H27ZM58 185V184H57ZM81 185V184H80ZM82 185V187H83ZM85 185V186H88ZM90 185V186H91ZM94 185V184H93ZM39 187V185H37ZM49 186V187H48ZM61 186V187H60ZM63 186V187H62ZM89 186V188H90ZM105 186V185H104ZM106 186V188H107ZM31 187V185H30ZM37 187V189H39ZM92 187V186H91ZM103 187V186H101ZM189 187V186H188ZM203 187V186H201ZM211 187V186H210ZM32 188V187H31ZM30 188V189H31ZM69 190H68V189ZM71 188V187H70ZM73 188V187H72ZM78 188V187H77ZM81 188V187H80ZM94 188V187H93ZM105 188V189H106ZM110 188V189H111ZM128 188V187H127ZM152 188V187H151ZM196 188V187H195ZM198 188V187H197ZM19 189V188H18ZM17 189V190H18ZM34 189V188H33ZM32 191L35 193L34 195H36L38 197V195H40V201L43 200L42 203H44L43 205L46 206L47 205H51L53 204L56 208L59 207V209L61 210H67L66 207H68L70 209V207H72V205H76L78 203V205H76L75 208H77V206H79L78 210L85 212L84 214H91L94 211H99L101 212L102 210H104L103 208H100V204L103 203L104 201H102L101 203L98 201L100 199H102L99 194H97L98 200L96 199L97 197L92 198L96 200V202L92 203V205L90 206V204L86 203V200L83 199L82 201L79 200V202L76 203V198L75 201L71 200L72 204H67L64 202V200H59L58 198L52 197L51 195L53 194H44V196H46L44 198L43 196V191H38L37 189ZM74 190H76V188H73ZM72 193H75L74 190ZM79 189V188H78ZM101 189V188H99ZM104 189V190H105ZM20 190V189H19ZM22 190V189H21ZM20 190V192H21ZM27 190V189H26ZM43 190V189H42ZM48 190V191H49ZM80 190V189H79ZM103 190V189H102ZM207 190V188H206ZM81 191V190H80ZM92 191H94V189H92ZM98 193L99 190L97 189ZM118 191V189L116 190ZM40 192V193H39ZM42 192V193H41ZM76 192H78V190H76ZM89 192V190H88ZM110 192V190H109ZM108 192V193H109ZM112 192V191H111ZM37 193V194H36ZM45 193V192H44ZM52 193V192H51ZM62 193V194H61ZM64 193H66L67 195H65ZM70 193V192H68ZM94 193L96 194V191H94ZM101 193V191H100ZM106 193V191H105ZM108 193H106L107 197H108ZM115 193V192H114ZM112 195L113 197V194ZM124 195L122 194L121 196H123V198L117 203V208L113 213H117L116 216H121L126 213L127 211H129L126 207H128L127 203H124L125 199H133L134 203L136 204V206L138 205H142L144 203L143 199H139L141 197L137 198H133L130 189H127L125 192H123ZM192 193V192H191ZM64 194V195H63ZM104 194V191H103ZM120 194V193H119ZM23 195V193H22ZM25 195V193H24ZM31 195V194H30ZM29 195V196H30ZM61 195H63V197H61ZM70 195V194H69ZM89 194L87 193V196ZM90 195H93V193L91 192ZM90 195L87 198H90ZM105 195V196H106ZM116 195V194H115ZM149 195V194H148ZM9 195H5L4 192H0V226H4L6 228V230H9L4 233L5 235H3V233L0 232V264H44V261L46 263L47 260L50 261V263L52 264H74L73 260L78 263V264H105L107 262L102 261L101 259L99 260L100 255L102 256H107L109 257L110 253H114L112 252L110 249L112 248H108V245L102 244L103 242L105 243V241H102L101 239L103 238V236H97V234L94 232L95 229H93L91 220L94 221L93 217L91 215V218L87 217L86 215L82 216L78 219H76L75 217V222L74 221H70L71 218H69L70 220L67 222L68 218L65 219V217H63L64 221H61V224H58L57 226L55 225V223L57 224V222H54L56 219L54 218L51 219L48 214L47 209L50 210H54L51 207L49 208H45V209L40 206L42 209H40V218H38L37 216H35L34 213L28 211V207L27 209H25L26 207L23 206L21 208V211L19 210V206H22L21 203H15V201L11 198L8 197ZM54 196V195H53ZM72 196V195H71ZM82 196V195H81ZM86 196V195H85ZM48 197V198H47ZM68 197V196H67ZM111 197V196H110ZM148 197V196H147ZM157 197V196H156ZM51 198H55L54 200ZM82 198V197H80ZM79 198V199H80ZM85 198V197H84ZM106 198V197H105ZM105 198L103 197V199L105 200ZM115 198V197H114ZM144 198V197H143ZM149 198L150 197L149 195ZM15 199V198H14ZM32 199V198H31ZM66 199V197H65ZM69 199V198H68ZM74 199V198H73ZM107 199V198H106ZM113 199V198H112ZM116 199V198H115ZM118 199V198H117ZM148 201V198H146ZM17 201V199H15ZM51 200V202H50ZM114 200V199H113ZM111 200V202L114 203V201ZM156 200V199H155ZM29 201V200H28ZM45 201V202H44ZM53 201V203H52ZM63 201V202H62ZM78 201V198H77ZM101 201V200H100ZM108 201V200H105ZM129 201V200H128ZM146 201V200H145ZM146 201V202H147ZM39 202V201H38ZM91 202V201H90ZM99 202V203H97ZM202 202V201H201ZM34 203V202H33ZM105 203V202H104ZM109 203V202H106ZM105 203V204H106ZM112 203V204H113ZM151 203V202H150ZM35 204V203H34ZM56 204V205H55ZM97 204L100 206L98 207ZM111 204V203H110ZM114 204V205H115ZM127 204V205H125ZM132 204V203H131ZM145 204V203H144ZM143 204V207H144ZM41 205V204H40ZM107 205V204H106ZM113 205V208H114ZM34 206V205H33ZM39 206V205H38ZM45 206V207H46ZM52 206V205H51ZM103 206V205H102ZM131 206V207H130ZM129 208H133L132 205H130ZM149 206V205H148ZM64 207V208H63ZM108 207V205H107ZM141 207V208H143ZM55 208V209H56ZM63 208V209H62ZM110 208V207H109ZM134 208H137L134 206ZM148 208V207H147ZM18 209V210H16ZM38 209V210H39ZM44 209V210H43ZM73 211V207L71 208ZM70 209V211H71ZM102 209V210H100ZM111 209V208H110ZM109 209V210H110ZM77 210V209H76ZM107 210V209H106ZM138 210V209H137ZM144 210V209H142ZM34 211V209H33ZM57 211V210H55ZM108 211V210H107ZM106 211V212H107ZM130 211H134L131 210ZM145 211V210H144ZM21 212V213H20ZM61 213V211H59ZM58 212V213H59ZM76 212V211H75ZM81 212V213H82ZM160 212V211H158ZM59 213V215H61ZM64 213V211L62 212ZM71 213V212H70ZM95 213V212H94ZM98 213V212H97ZM96 213V214H97ZM103 213V214H102ZM102 213H100V215H102L101 218H105V216L111 215L112 212H108L105 213V211H102ZM110 213V214H109ZM112 213V214H113ZM129 213V212H128ZM137 213V212H136ZM140 213V212H138ZM137 213V214H138ZM145 213V212H144ZM38 214V213H37ZM76 214V213H75ZM89 214V215H90ZM134 214V212H133ZM135 214V215H137ZM57 215V214H56ZM99 215V216H100ZM193 215V214H192ZM55 216V215H54ZM53 216V217H54ZM70 216V215H69ZM128 216V215H127ZM142 216V215H141ZM52 217V218H53ZM85 217V218H82ZM96 217V215H95ZM136 217V216H135ZM192 217V216H191ZM90 220H87V219ZM120 218V217H119ZM128 218V217H127ZM131 218V217H130ZM137 218V217H136ZM139 218V216H138ZM141 218V217H140ZM144 218V217H143ZM147 218V217H146ZM155 218V217H154ZM159 218V217H158ZM193 218V217H192ZM126 219V218H125ZM134 219V218H133ZM115 220V219H113ZM134 220H138V219H134ZM143 220V219H142ZM145 220V219H144ZM160 220H162L160 218ZM165 220V219H163ZM171 220V219H170ZM177 220V219H176ZM182 220V219H181ZM40 221H44V223H47V225L49 226V230L51 229L52 232L51 234L54 235L55 239L57 240V242H59L61 244V246L63 247L62 249H65L67 251V253L69 254L70 258L72 259H68L69 257H66L57 247V245L53 244L52 240H50V237L41 229L42 227H40L41 223ZM57 221V220H56ZM60 221V220H59ZM58 221V223H59ZM123 221V220H122ZM141 221V219H140ZM184 221V220H183ZM195 221V220H194ZM74 222V223H73ZM100 222V221H98ZM124 222V221H123ZM122 222V224H123ZM135 222V221H134ZM143 222V221H142ZM147 222V221H146ZM152 222V221H150ZM170 222V221H169ZM104 223V222H102ZM120 223V221H119ZM139 223V222H138ZM183 223V222H182ZM96 224V223H95ZM106 224V223H105ZM136 224V223H134ZM154 224V221H153ZM152 223H148L145 225L147 226L146 230H144V226L143 223H140V228L141 231L139 233V231L137 232L139 235V240L145 244L146 242H148V240H157L158 238L156 237L157 233L160 235L161 232L163 231L159 226V228L157 226H155L156 224L153 225ZM186 224V223H185ZM183 224V225H185ZM190 224V223H189ZM59 225L60 228H59ZM101 225V224H100ZM99 224L97 226H100ZM137 225V224H136ZM158 225V224H157ZM166 225V224H165ZM181 225V224H179ZM182 225V226H183ZM247 225V224H246ZM11 226H14L15 229L12 231ZM46 226V225H44ZM95 226V225H94ZM103 226V225H102ZM169 226V225H167ZM177 226V225H176ZM193 226V225H192ZM4 227H1V231L4 230ZM47 227V226H46ZM91 227V228H90ZM104 228H106V226H103ZM127 227V226H126ZM186 227V225H185ZM245 227V226H244ZM11 228V229H10ZM103 228V229H104ZM174 228V227H173ZM182 228V227H181ZM189 228V227H188ZM192 228V227H191ZM246 228V227H245ZM3 229V230H2ZM47 229V228H46ZM97 229V228H96ZM99 229V228H98ZM107 229V228H106ZM133 229V228H132ZM184 229V228H183ZM248 229V230H247ZM245 230L241 231V236L244 240V244L245 247L250 246L249 245V233H250V229L247 228ZM138 230V229H137ZM140 230V229H139ZM160 232H159V231ZM166 230V229H165ZM169 230V229H168ZM179 230V229H178ZM196 230V229H195ZM117 231V230H116ZM135 231V230H134ZM11 232V234H10ZM98 232H101V230H99ZM104 232V231H103ZM166 232V231H165ZM193 232V231H192ZM102 233V232H101ZM136 233V234H137ZM190 233V232H189ZM188 232H185L182 236L184 237L185 241L188 242L190 236ZM103 234V233H102ZM163 234V233H162ZM161 234V235H162ZM165 234V233H164ZM163 234V235H164ZM168 234V233H167ZM96 235V236H95ZM136 235V236H138ZM172 235V234H171ZM175 235V233L173 234ZM126 236V235H125ZM167 236V235H166ZM161 237V236H160ZM169 237V236H168ZM180 237V236H179ZM181 237V238H182ZM135 238L134 234H129V236H127V238H125L127 240V242H125V245L128 244V246L125 249H129V250H133L129 245V242ZM157 238V239H156ZM170 238V237H169ZM193 238V237H192ZM123 239V238H122ZM162 239V237H161ZM168 239V238H167ZM179 239V238H178ZM171 240V239H169ZM192 240V239H191ZM190 240V241H191ZM22 245H19L21 244ZM160 241V239L158 240ZM156 241V242H158ZM165 241V239H164ZM19 242V244H18ZM163 242V241H162ZM168 242V241H167ZM174 242V241H173ZM24 243V244H23ZM107 243H109L107 241ZM123 243V242H122ZM152 243V242H149ZM155 243V242H154ZM165 243V242H164ZM195 243V242H194ZM124 244V243H123ZM160 245L163 246V244L159 243ZM167 244V243H165ZM169 244V243H168ZM172 244V241H171ZM251 244V243H250ZM135 245V244H134ZM189 245V244H188ZM192 245V244H191ZM253 245V244H252ZM118 246V245H117ZM156 246V245H155ZM158 246V245H157ZM169 246V245H168ZM238 246V245H237ZM254 246V245H253ZM256 246V245H255ZM254 246V247H255ZM144 247V246H143ZM152 247V246H151ZM154 247V245H153ZM152 247V248H153ZM192 247V246H191ZM191 247L189 249H191ZM244 247V248H245ZM257 247V246H256ZM117 248V247H116ZM136 248V247H135ZM134 248V250H135ZM142 248V247H141ZM168 248V247H167ZM173 248V247H172ZM177 248V247H176ZM259 248V247H258ZM150 249V248H149ZM194 249V248H193ZM115 252L120 256H123V254H127V253H123L121 252L119 249L116 250L114 249ZM113 250V251H114ZM143 250H145L143 248ZM253 250V249H252ZM259 250V249H257ZM256 250V252H257ZM126 251V250H125ZM130 251V252H131ZM141 251V250H140ZM151 251V250H149ZM149 251L147 250L146 252L149 253ZM129 252V253H130ZM137 252V251H135ZM205 252V251H204ZM220 252V251H219ZM128 253V254H129ZM133 253V252H132ZM146 253V254H147ZM151 253V252H150ZM180 253V252H179ZM138 254V252H137ZM144 254V253H143ZM144 254V255H146ZM256 254V253H255ZM254 254V255H255ZM116 255V254H115ZM117 255V256H118ZM130 255V254H129ZM133 255V254H132ZM142 255V254H140ZM151 255V254H149ZM210 255V254H209ZM134 256V255H133ZM133 256H130V259L133 258ZM139 256V255H138ZM136 256V257H138ZM178 256V255H177ZM257 256V255H256ZM140 257V256H139ZM138 257V258H139ZM226 257V256H225ZM229 257V256H228ZM227 257V259L225 261H221L222 264H232L233 260L229 259ZM124 260V256L122 257ZM137 258V259H138ZM224 258V257H223ZM231 258V257H230ZM106 259V258H105ZM145 259V258H144ZM104 260V259H103ZM116 260V259H115ZM134 260V259H133ZM140 260V259H139ZM143 260V259H142ZM48 261V264H50ZM220 261V259H219ZM121 263V261H119ZM118 262V263H119ZM126 262V261H125ZM131 262V260H130ZM137 262V260H136ZM156 262V261H155ZM177 262V261H176ZM112 263V262H111ZM114 263V262H113ZM129 263V262H128ZM133 264V263H132ZM157 264V263H156ZM203 264V263H202ZM210 264V263H209ZM216 264V263H215Z\"/></svg>",
    "mask_w": 264,
    "mask_h": 264
}]
</instances>
